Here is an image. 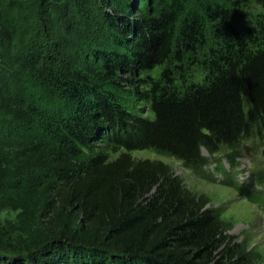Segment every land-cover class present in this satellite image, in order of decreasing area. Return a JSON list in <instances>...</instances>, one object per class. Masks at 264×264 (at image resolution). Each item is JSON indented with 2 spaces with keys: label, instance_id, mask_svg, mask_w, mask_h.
I'll return each mask as SVG.
<instances>
[{
  "label": "trees",
  "instance_id": "1",
  "mask_svg": "<svg viewBox=\"0 0 264 264\" xmlns=\"http://www.w3.org/2000/svg\"><path fill=\"white\" fill-rule=\"evenodd\" d=\"M34 2L20 47L25 7L0 16V199L21 223L0 225V264H264L171 166L133 156L213 182L215 161L264 208L230 171L264 148V20L245 10L264 0Z\"/></svg>",
  "mask_w": 264,
  "mask_h": 264
},
{
  "label": "rangeland",
  "instance_id": "2",
  "mask_svg": "<svg viewBox=\"0 0 264 264\" xmlns=\"http://www.w3.org/2000/svg\"><path fill=\"white\" fill-rule=\"evenodd\" d=\"M22 1H27L23 3ZM35 0H0V16H8L10 19H15L17 8L25 7V15L22 19V25L19 31V39L14 42L20 47L23 44L24 38L28 35L30 26L35 25L33 19L37 10V4ZM252 20H264V4L251 3L245 9ZM16 51V45H9L6 49L8 58L12 60V56ZM11 63V62H10ZM14 67L11 66V69ZM194 81L201 83L204 75L199 69H195ZM161 69H156L151 72V75L159 76ZM139 106L146 108V104L139 102ZM132 111H138L132 109ZM149 111L146 110L141 115L148 116ZM152 117V115H150ZM248 148V154L244 153V156L239 159L240 166L236 171H231L235 175L233 179L237 180V183L242 187H253L255 190L262 191L264 195V185L258 186L255 179V171L264 170V160L262 149L253 151L250 144L244 145ZM203 155L207 156V151L203 150ZM133 156L138 159L154 158L164 161L171 166L174 175L178 176L184 183L185 187L193 193L203 194L209 198V207L218 210L221 218L230 225V234L236 236L237 242H240L250 250L258 253L264 263V208L261 209L260 205L250 203L241 196V194L228 186H223L220 182L224 180L225 174H219L217 172L215 161H211L210 166L207 167L205 174L214 175L217 179L216 182L210 181L207 177L199 176L195 174L191 169L186 168L181 162L174 158H166L157 155L153 151H134ZM223 164L226 169L230 168V164L227 159L224 158ZM214 177V178H215ZM264 197V196H263ZM264 207V206H263ZM0 225L1 226H16L19 228L20 216L18 212L12 211L7 208L5 202L0 199Z\"/></svg>",
  "mask_w": 264,
  "mask_h": 264
},
{
  "label": "water",
  "instance_id": "3",
  "mask_svg": "<svg viewBox=\"0 0 264 264\" xmlns=\"http://www.w3.org/2000/svg\"><path fill=\"white\" fill-rule=\"evenodd\" d=\"M244 152L248 154V148L244 146ZM263 159H264V149H262Z\"/></svg>",
  "mask_w": 264,
  "mask_h": 264
}]
</instances>
